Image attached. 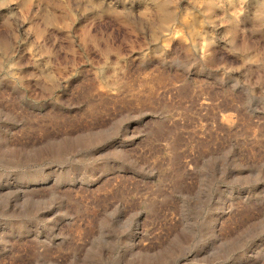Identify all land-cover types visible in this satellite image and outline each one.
I'll list each match as a JSON object with an SVG mask.
<instances>
[{"label": "rangeland", "instance_id": "obj_1", "mask_svg": "<svg viewBox=\"0 0 264 264\" xmlns=\"http://www.w3.org/2000/svg\"><path fill=\"white\" fill-rule=\"evenodd\" d=\"M0 264H264V0H0Z\"/></svg>", "mask_w": 264, "mask_h": 264}]
</instances>
